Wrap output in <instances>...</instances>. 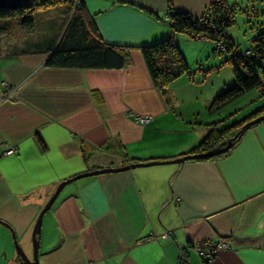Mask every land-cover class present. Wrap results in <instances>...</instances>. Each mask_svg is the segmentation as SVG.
Here are the masks:
<instances>
[{
  "label": "crops",
  "instance_id": "obj_1",
  "mask_svg": "<svg viewBox=\"0 0 264 264\" xmlns=\"http://www.w3.org/2000/svg\"><path fill=\"white\" fill-rule=\"evenodd\" d=\"M82 1L102 44L127 50L123 69L46 66L69 23L66 6L37 12L29 32L8 21L0 35V264H18L12 236L30 250L38 214L59 184L149 162L160 164L65 186L43 216L37 264H264V124L225 156L165 163L197 148L214 125L225 128L230 115H208L217 94L185 77L165 93L152 82L140 48L170 36L165 0ZM211 1L172 3L198 19ZM174 41L197 63L215 50L203 39ZM222 240L229 248L208 263L195 250Z\"/></svg>",
  "mask_w": 264,
  "mask_h": 264
},
{
  "label": "trees",
  "instance_id": "obj_2",
  "mask_svg": "<svg viewBox=\"0 0 264 264\" xmlns=\"http://www.w3.org/2000/svg\"><path fill=\"white\" fill-rule=\"evenodd\" d=\"M165 1L170 36L152 46L140 48L152 82L162 93H165L180 77L191 79L187 63L174 41L176 35H183L190 40L203 39L214 47H223V52L217 48L213 53L216 55L226 53L230 56L224 62L231 66L234 83L229 89L227 88L213 97L206 108L208 115H217L248 92L257 91L261 96L264 95V72H260V65L264 62V28H260L251 39L249 53L237 56L234 53L233 42L225 33L234 24L236 5H229L226 0H212L200 18L194 19L188 14L175 12L172 0ZM57 6H66L70 10L74 7V10H72L69 23L58 47L46 63L47 67L53 69L121 70L128 64L126 49L102 44L93 19L82 0L76 4L74 0H35L26 2L15 10H0V35L4 33L3 26L8 21H15L26 32L31 31L37 12ZM254 17H258V14L256 13ZM259 116H264V106L228 127L218 129L214 125L197 148L186 156L215 152L224 148L246 123ZM261 123L264 124V121ZM239 140L240 137H236L232 148ZM232 148L221 156L227 155Z\"/></svg>",
  "mask_w": 264,
  "mask_h": 264
},
{
  "label": "rangeland",
  "instance_id": "obj_3",
  "mask_svg": "<svg viewBox=\"0 0 264 264\" xmlns=\"http://www.w3.org/2000/svg\"><path fill=\"white\" fill-rule=\"evenodd\" d=\"M74 1L75 4L80 2V0H74ZM226 1L228 2L229 5H236L237 8H236V13L234 15V24L232 25V27L228 28L225 33L227 37L231 39V41L235 46L234 53L237 56H243L245 54V49L249 48L251 39L256 35L257 31L260 28H264V0H226ZM72 10H74V7H72ZM256 13L258 14V17H254ZM36 14H37V18H41L43 13H36ZM248 18L249 21L247 22ZM3 23L4 21L2 22V24ZM7 39L8 38H5L4 40ZM13 40H14V35L11 36V41ZM211 52L212 54L210 56L209 61L197 63L196 58L192 54L190 55V58H188V60L185 59L184 60L187 63L191 79H188L187 77L185 78L192 83L191 88H200V89L204 88L205 91L209 90L212 98L215 94L219 93L216 91L218 88L222 86L224 82L228 84L232 83L229 86H226V88H224V90L227 88L229 89V87H231L234 83V78L232 76L231 66L228 63L225 64L224 62L227 61L230 56L226 53H223L222 55L214 54L213 46H211ZM214 60H216V62H214ZM219 62H221L222 65H224L225 67H222L218 72L209 71L213 69L214 65L218 66ZM263 98L264 95L261 96L260 94L257 93V91H251L246 93L242 98H240L238 101L233 103V105H229L228 107H226L223 113H221V115L223 116L227 114L230 115L228 116L229 119L226 120L229 122H227V125L225 127H228L234 124L235 122L240 121L244 117L250 115L252 112L261 108L264 105ZM24 254L26 255V257L29 254L33 259L34 252H33L32 241L30 245V250L28 252H24Z\"/></svg>",
  "mask_w": 264,
  "mask_h": 264
},
{
  "label": "water",
  "instance_id": "obj_4",
  "mask_svg": "<svg viewBox=\"0 0 264 264\" xmlns=\"http://www.w3.org/2000/svg\"><path fill=\"white\" fill-rule=\"evenodd\" d=\"M29 1H35V0H0V10H6V11L15 10L19 6H21L24 3L29 2ZM262 121H264V116L258 117L256 119L246 123L238 131L236 136L231 138L227 142L225 147L220 149V150H217L215 152L205 153V154L188 155V156H184L180 159H177V160H174L171 162H165V163L180 164V163H184L185 161H189V160H203V159H210V158H214V157L224 155L226 152H228L232 148L233 141L236 139V137H241L247 129H249L253 125L261 123ZM158 164H160V163L159 162H149V163H139V164L127 165L125 167L117 168V169L107 168V169L96 170V171H92V172H88V173H84V174L75 176V177L68 179V180L62 182L61 184H59L58 187L56 188V190L54 191V193L51 195V197L47 201V203L44 205L42 210L39 212L38 217L36 219L34 229L32 232V245H33V252H34L32 260H29L26 257V255L24 254L22 249L18 246L15 236H12L13 242H14V248H15L16 254L19 258L18 264H37L38 242H39L40 229H41V223H42L43 216L45 215L46 212H48L50 210V208L52 207L54 202L57 200L59 194L61 193V191L64 189L65 186H67L68 184L75 182L77 180L88 178V177L100 176V175L109 174V173H118V172H123V171H127V170H132L135 168L150 167V166H154V165H158Z\"/></svg>",
  "mask_w": 264,
  "mask_h": 264
},
{
  "label": "built area",
  "instance_id": "obj_5",
  "mask_svg": "<svg viewBox=\"0 0 264 264\" xmlns=\"http://www.w3.org/2000/svg\"><path fill=\"white\" fill-rule=\"evenodd\" d=\"M218 46L215 47V49H217ZM220 51H224L223 47L218 48ZM249 53V49L245 50V54ZM4 85V84H3ZM5 86V85H4ZM137 122L140 125H146L148 123H150L151 119L148 117L145 118H136ZM15 152V150L13 148H7L6 151L4 152V154L6 156H11L13 155ZM228 244L225 240H222L220 242H210V243H204V244H200L198 245L195 250L197 252V254L202 258V260L204 262H210L211 259L213 258V256L216 254V252L218 251H222V250H227Z\"/></svg>",
  "mask_w": 264,
  "mask_h": 264
}]
</instances>
